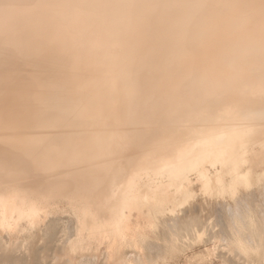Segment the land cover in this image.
I'll list each match as a JSON object with an SVG mask.
<instances>
[{
  "label": "bare ground",
  "instance_id": "1",
  "mask_svg": "<svg viewBox=\"0 0 264 264\" xmlns=\"http://www.w3.org/2000/svg\"><path fill=\"white\" fill-rule=\"evenodd\" d=\"M155 196L264 232V0H0V244L145 256Z\"/></svg>",
  "mask_w": 264,
  "mask_h": 264
},
{
  "label": "rangeland",
  "instance_id": "2",
  "mask_svg": "<svg viewBox=\"0 0 264 264\" xmlns=\"http://www.w3.org/2000/svg\"><path fill=\"white\" fill-rule=\"evenodd\" d=\"M212 197L200 196L203 206L199 208L201 209L199 226L194 227L191 224L185 230H179V227L177 230L173 222L160 224L159 218L156 216V209L164 201L160 196H155L154 200L150 201L153 210H149L147 215L155 222L157 234L151 232L150 235L154 240L157 239V242L152 245L149 253L146 252L145 256L141 254L143 257L140 256V253L139 255L135 254V251L127 248L126 253L129 256L127 259L130 260L118 264H264V232L259 230L260 232L249 242L246 241V226L243 229L241 227V233H238L239 227V231L237 230L238 232L235 233L231 229L222 231L223 227L218 222L217 215L208 210V205L204 206ZM220 199L230 203L233 201L229 196H223ZM174 202L175 200L171 201V204L166 203L164 208L168 210ZM181 211L183 213L180 212L179 217L183 214L181 219L184 220L185 213L188 211L185 208H182ZM188 213L186 218L191 215ZM243 215L246 218V212H243ZM67 219L68 217L64 218L65 223L70 221ZM209 222L211 223L209 224ZM260 223L264 224V219ZM49 228L50 226H47L46 222H42L34 228L25 224L21 230L15 232V235L7 233L2 235L5 241L2 245L0 244V260L3 261L0 264H17L18 259H23L22 264H113L103 256L105 247L99 255L86 249H83L85 252L82 255L80 254L82 257L77 256L78 254L65 252L63 247H70V243H61L63 235L58 231V227H51L54 230ZM247 228L251 229L252 227L249 225ZM130 257L134 260L132 261ZM131 261L132 263H129Z\"/></svg>",
  "mask_w": 264,
  "mask_h": 264
}]
</instances>
